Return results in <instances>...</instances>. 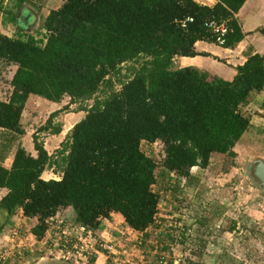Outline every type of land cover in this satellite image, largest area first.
<instances>
[{
  "label": "trees",
  "instance_id": "1",
  "mask_svg": "<svg viewBox=\"0 0 264 264\" xmlns=\"http://www.w3.org/2000/svg\"><path fill=\"white\" fill-rule=\"evenodd\" d=\"M4 1L2 24H14L26 0ZM245 1L209 6L195 0H63L34 35L0 33V65L15 66L10 94L0 99V188L7 190L0 199V230L21 213L35 220L30 232L39 240L46 220L69 209L73 222L92 232L117 213L148 239L160 199L175 200L197 184L190 170L206 169L213 154L234 158L235 144L252 128L243 108L264 89V54L248 47L230 81L175 64L177 57L209 56L196 51L195 43H214L204 26L210 17L226 22L223 47L234 48L244 37L234 14ZM187 17L192 21L182 27ZM30 95L53 103L68 97L84 115L48 154L37 135L61 133L52 122L58 111L51 113L32 135L36 155L19 145L4 167L15 137L24 134L20 121ZM142 142L161 144L162 160L147 155ZM46 169L59 178L43 179ZM174 218L187 225L182 214ZM195 237L194 231L183 264H207L200 261L203 247ZM180 243L186 249L183 233Z\"/></svg>",
  "mask_w": 264,
  "mask_h": 264
},
{
  "label": "rangeland",
  "instance_id": "2",
  "mask_svg": "<svg viewBox=\"0 0 264 264\" xmlns=\"http://www.w3.org/2000/svg\"><path fill=\"white\" fill-rule=\"evenodd\" d=\"M59 4L60 0H56L54 3H49L48 7H57ZM0 17L3 18L4 14ZM41 24L39 23L37 27L30 29V34L34 35L35 29L38 31ZM4 30L11 36L17 33L13 27H5ZM214 59L216 58L214 57ZM218 59L212 61V66L219 65L217 64L220 62ZM175 64H178L176 60ZM14 70V65H0L1 100H6L10 94L9 81ZM90 103L91 101L88 102V104ZM45 104L47 102L40 98L27 104V108L21 117L24 134L15 137L6 156L13 155L14 150L19 145L35 156L32 135L39 126L44 124L51 113L58 111L52 122L55 125H61V133L50 135L40 132L37 135L47 153L53 154L59 148L60 142L72 125L84 115L83 112H75L77 104H70L68 97H64L53 107L47 108ZM65 106L67 109H64ZM260 142L258 145H254V141L238 145L234 150L236 152L234 158L213 154L210 158V165L206 169H191L194 174H199V183L184 189L173 200V205L177 208L174 215L182 214L183 219L186 217L187 225L191 226L192 224L198 228L194 242L203 247L201 262L207 264H264V193L252 182L246 170L247 166L257 159L256 156L262 155L264 157V142L263 140ZM141 149L156 161L160 162L163 158L162 146L159 143L147 144L142 142ZM8 162L10 163L9 160H4L6 165H9ZM43 176L46 177L47 175L44 174ZM48 176L53 177V174ZM207 211L209 213L216 212V214L208 217L209 213L205 214ZM57 214L70 221L69 209ZM167 219L171 220V216ZM194 219L197 220L192 221ZM170 222L161 226L162 231ZM231 227L232 230L229 229ZM22 239L25 242H30V237L24 236ZM148 241L151 242V245L156 239L151 235ZM186 247L191 249V247ZM187 248L182 249L183 252L180 251L184 256L191 253L190 250L187 251ZM151 254L153 255V253ZM154 259L155 257L149 255V261L152 262ZM42 260V264H70L55 257H44ZM103 262L104 258L99 256L95 263L103 264Z\"/></svg>",
  "mask_w": 264,
  "mask_h": 264
},
{
  "label": "crops",
  "instance_id": "3",
  "mask_svg": "<svg viewBox=\"0 0 264 264\" xmlns=\"http://www.w3.org/2000/svg\"><path fill=\"white\" fill-rule=\"evenodd\" d=\"M14 0H5L4 3H8L9 5H12ZM218 0H209L206 1L205 4L212 6L215 4ZM56 0H26L25 3L21 5L20 8L16 9V17H15V23L14 24H2V20L4 19L0 17V33L5 34L7 36H11L7 33H5V27H13L18 34L26 33L30 34V29L37 27L39 23H42L44 18L47 16L49 11L51 9L57 8L63 0H60V4L57 5V7H48L49 3H54ZM2 13H0V16ZM234 18L237 19L238 23L241 26L242 32L244 33L243 39L234 47V48H224L216 45L213 42H206V41H197L195 43V49L198 52H204L209 54V56H201L197 55L194 57H177V65L179 67L183 66H194L200 70L206 71L211 75L218 76L224 80H232V78L235 75L234 67L236 65H240L245 61V53L247 51L248 47H252L253 52L264 54V0H246L243 5L240 7L237 13L234 14ZM42 25V24H41ZM41 27V26H40ZM40 29V28H39ZM36 32V29H35ZM33 35V34H31ZM14 36V35H12ZM215 58H219L220 61L217 64L218 66H212V61L216 60ZM210 67V68H208ZM212 69H215L212 71ZM32 97V98H31ZM36 99H39V97L30 95L25 103L24 110L22 112V115L27 108V104L29 102L35 101ZM42 99V98H40ZM44 100V99H42ZM47 102L46 107H53L57 103L53 102ZM264 89L260 92H253L250 95L248 104L243 108V111L247 114H250V124L252 125V128L245 131L243 135L240 137L238 142L234 146V150L238 145L248 144L249 142L254 141V145L258 142L262 141L264 142ZM22 117V116H21ZM21 123V121H20ZM261 143V142H260ZM236 153V152H235ZM12 156H6L4 160H9V165H6L4 161L2 162V165L4 167H9L12 161ZM34 156V155H33ZM257 158L264 157L256 156ZM200 169L198 167H193ZM48 170V171H47ZM204 170V169H200ZM191 174H193L196 177L195 182L197 184L199 183V174H194L190 170ZM199 173V172H198ZM46 174L47 176H43ZM50 174H53V177L48 176ZM43 179H58L59 176L57 174H54L51 169H46L42 173ZM56 176V177H55ZM7 190L5 188H0V199L6 194ZM167 198H161L159 202L158 207V213H157V219H156V225L152 228H149L146 230V234L148 237L153 235L155 238L157 237L161 242H158V244H163L167 239L169 238L168 234L161 229L160 224H165L167 222L172 221V219H175L174 217H178V214L174 215V211L172 209V206L170 202H173L169 200V202H166L168 200ZM165 200V201H164ZM70 216H72L73 212L69 210ZM5 212L2 208H0V227L5 221ZM190 215V213H188ZM171 216V220H168L167 218ZM186 218V217H185ZM197 219H194L192 221H196ZM19 223V224H18ZM35 223L34 219H29L21 216V213H17L13 217L7 221V224L2 227L0 230V248L1 246H5L8 244L6 238H7V231L11 228L20 229L23 230L26 233V237H30V242H26V247L23 250V255L20 259L17 261H14L11 263L5 262L4 264H42L43 260L40 254L38 253L36 249V244L34 240V236L30 232V228ZM191 224L190 222H188ZM30 225V227H29ZM114 226H126L124 223L123 218L121 215L117 213H112L110 218L103 219L100 221L98 228L96 230V234L101 236L102 238H108L109 234H112L114 232L112 230V227ZM192 231H195V234H197V227H194L191 224ZM147 243L149 242L148 239H146ZM157 241V240H156ZM147 245V254L148 258L154 257L150 252V246ZM186 245V244H184ZM192 245H189L190 247ZM46 263V262H45Z\"/></svg>",
  "mask_w": 264,
  "mask_h": 264
},
{
  "label": "built area",
  "instance_id": "4",
  "mask_svg": "<svg viewBox=\"0 0 264 264\" xmlns=\"http://www.w3.org/2000/svg\"><path fill=\"white\" fill-rule=\"evenodd\" d=\"M195 1L205 5L207 0ZM191 21L192 17H187L181 21V26L185 27L186 23ZM204 26L210 30L214 43L223 47L224 37L228 31L226 22L210 17L204 22ZM46 223L44 236L39 240L33 237L38 253L42 258L55 257L70 264H96L99 256L104 258L103 264H183L185 256L181 254L183 252L181 251V236L183 233L185 244L188 246L191 243L193 232L191 226L185 225L182 221H171L163 229L170 238L163 244L154 242L156 245L150 253H153L155 259L151 262L148 260L147 250L142 247L146 241L142 233L127 226L112 227L114 232L106 239L83 225L67 221L58 214L46 220ZM24 236L26 233L20 229L11 228L7 231L8 244L0 248V264L9 261L18 262L27 246L22 239Z\"/></svg>",
  "mask_w": 264,
  "mask_h": 264
},
{
  "label": "water",
  "instance_id": "5",
  "mask_svg": "<svg viewBox=\"0 0 264 264\" xmlns=\"http://www.w3.org/2000/svg\"><path fill=\"white\" fill-rule=\"evenodd\" d=\"M247 174L252 182L264 193V159L257 158L247 166ZM74 215L69 216L73 221Z\"/></svg>",
  "mask_w": 264,
  "mask_h": 264
}]
</instances>
